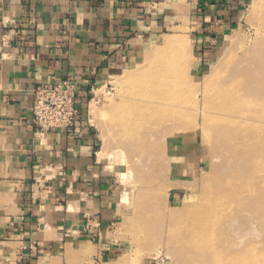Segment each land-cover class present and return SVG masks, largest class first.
Instances as JSON below:
<instances>
[{"label":"rangeland","instance_id":"374dc122","mask_svg":"<svg viewBox=\"0 0 264 264\" xmlns=\"http://www.w3.org/2000/svg\"><path fill=\"white\" fill-rule=\"evenodd\" d=\"M245 9L242 24L223 36L227 45L217 60L202 63L204 71L191 33L168 30L151 51H138L122 76L103 73L109 83L94 86L87 113L100 139L97 159L113 180L114 225L98 246L82 240L70 253L39 255V264H264V210L234 211L250 194L241 192L247 169L232 149L240 137L248 136L247 145L260 139L253 119L264 129V0H247ZM232 70L245 77L234 78L231 93L241 98L229 102L227 117L241 119L221 127L247 136L226 139L209 121L222 113L212 94L218 85L230 87ZM182 138L199 147L195 169L190 160L180 164ZM255 146L238 152L247 156ZM0 264H7L1 252Z\"/></svg>","mask_w":264,"mask_h":264},{"label":"crops","instance_id":"0c3cea01","mask_svg":"<svg viewBox=\"0 0 264 264\" xmlns=\"http://www.w3.org/2000/svg\"><path fill=\"white\" fill-rule=\"evenodd\" d=\"M246 1L0 0V252L7 264H39V255L70 253L82 240L96 246L114 225L113 180L97 159L100 139L87 113L94 86L122 76L168 30L191 33L197 68L215 62L223 36L242 24ZM65 80L77 90L76 129L34 135L31 90ZM179 146L180 164L197 168V144L182 138Z\"/></svg>","mask_w":264,"mask_h":264},{"label":"bare ground","instance_id":"6f19581e","mask_svg":"<svg viewBox=\"0 0 264 264\" xmlns=\"http://www.w3.org/2000/svg\"><path fill=\"white\" fill-rule=\"evenodd\" d=\"M241 74H242L241 72H236V71L234 72V70L229 72V76H227L228 78L227 77L226 78L230 81L229 84H228V85H230V87H226L227 85L224 86L223 84L218 85L219 86L218 89L216 88L217 89V90L215 89L216 92L214 94H212V95L216 96V98L214 99L215 100V104H216V111L218 112V111L222 110V113H217L219 116L215 117L214 119L212 118L210 121L206 118V121H209V122L213 121L214 122V124H215V130L214 131H215V134L218 135V136L222 135L224 132H225V136H226L227 133H229V132H227L225 130V128L221 127L222 125H224V124H226L228 122L229 123L233 122L235 119L236 120L237 119H241L239 116H238L239 118L234 116V118L232 117L231 120H230V117H227V116H230V114H231V106L229 105V102L230 101L231 102H235L237 99L241 98V96L238 95L239 92L238 93H236V92H232L231 93V89H230L231 86L235 83V79L234 78H236V79H238V78L240 79L241 78L242 79L243 76H241ZM105 75H106V71H105ZM243 83L241 82V84H243ZM226 92H229L231 94V96L227 97L226 96ZM192 104L196 105L197 103L195 102V100H192L191 101V105ZM148 107H150V106H148ZM153 108L154 107H152V109ZM224 112L226 114H224ZM235 112H237V111H235ZM235 112H234V114H235ZM206 121H205V123H206ZM252 121H254L253 124L255 126V127H253L254 128V134L258 135L259 137L261 136L260 139L257 138V140L255 141V144L249 143V145H247L248 144V140L246 138H248V136L246 134H244V133H242V135H241V133H240L241 136H243V134H244V136H247V137L246 138L244 137V140H242V141L240 140L241 139V137H240L239 138V143L234 147V149H232L233 153H235L234 156L236 157V159L238 158L239 162H241L243 164V166L245 167V169H247V171L246 170L245 171H246V175L249 177V178L247 177L248 182L246 184H243L240 187V189H242L241 192L244 191L245 193H249L250 194L249 196L248 195L246 196L247 198H245V200H247V203L245 201H242V200L240 202H237L239 204L235 205L236 206V208L234 209L235 212L236 211L238 212L237 209H239V211H240V210H244V209H246L248 207H250V208L253 207L256 213L259 212L260 210H264V198H262V197H264V194L262 192V191H264V129L260 130L261 127H259V124L256 123L254 119ZM260 123H262V122H260ZM244 127H245V125H244ZM251 133H253V132H251ZM229 134H231L230 136H232V134H233V136H238L239 135V134H237V132H230ZM222 136L224 137V135H222ZM228 138H230V137L228 136L226 139H228ZM223 139L225 140V138H223ZM250 145H252V146L253 145L254 146L255 145H260V148L257 149V147L255 146L256 150H254L255 151L254 153L253 152H249L248 148H247L248 150L245 149L246 151H248V153H250L249 156H248V153H247V156L244 155L245 154L244 152H243V154H239V152H238L239 148L242 147V150H243L244 147L246 148V147H248ZM230 146L231 145H229L228 147H230ZM251 149H253V148H251ZM251 153H253V155H251ZM228 159H230V158H228ZM261 176H262V178H261ZM233 180H235V179H233ZM257 181L260 182V185L257 183ZM238 190H239V188H238ZM241 192H239V193H241ZM237 195H238V193H237ZM250 196L251 197L255 196L257 198V200L254 199L255 203H251L250 202L251 201V199H250L251 197ZM232 197H233V195H232ZM232 197H230V199H233ZM231 204L234 206V204H236V203H231ZM239 216H241V213H239ZM205 240H206L205 238H202L201 242H204ZM197 247L202 248L200 245H197Z\"/></svg>","mask_w":264,"mask_h":264},{"label":"built area","instance_id":"2783aa9c","mask_svg":"<svg viewBox=\"0 0 264 264\" xmlns=\"http://www.w3.org/2000/svg\"><path fill=\"white\" fill-rule=\"evenodd\" d=\"M31 126L34 135L53 130H74L81 117L77 90L68 80L39 85L31 90Z\"/></svg>","mask_w":264,"mask_h":264}]
</instances>
